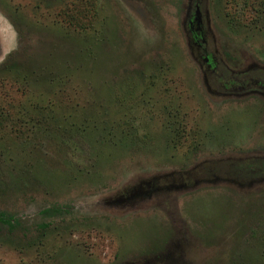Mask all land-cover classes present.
I'll return each mask as SVG.
<instances>
[{"label": "rangeland", "instance_id": "1", "mask_svg": "<svg viewBox=\"0 0 264 264\" xmlns=\"http://www.w3.org/2000/svg\"><path fill=\"white\" fill-rule=\"evenodd\" d=\"M201 0L219 63L264 67V0ZM189 0H0V264H264V178L171 181L264 157V96L211 92ZM146 130L140 138L127 122ZM79 133L85 168L62 137ZM67 206L64 218L40 215ZM46 223V224H44Z\"/></svg>", "mask_w": 264, "mask_h": 264}, {"label": "flooded vegetation", "instance_id": "2", "mask_svg": "<svg viewBox=\"0 0 264 264\" xmlns=\"http://www.w3.org/2000/svg\"><path fill=\"white\" fill-rule=\"evenodd\" d=\"M206 17L202 12L201 0H189V8L184 20V28L192 48V52L200 61V68L204 74V83L215 94L240 95L257 92L264 96V67L261 69L237 68L216 60L215 55L208 49ZM179 178L172 177L171 181H180L190 185L196 178H230L234 180H252L264 178V157L243 156L238 158H223L210 160L199 166L190 167L179 173ZM45 208L50 211L45 212ZM67 206L53 204L39 211L40 215L48 216L51 221L55 218H64ZM54 211V212H53ZM17 219L14 217V225ZM46 224V223H44Z\"/></svg>", "mask_w": 264, "mask_h": 264}, {"label": "trees", "instance_id": "3", "mask_svg": "<svg viewBox=\"0 0 264 264\" xmlns=\"http://www.w3.org/2000/svg\"><path fill=\"white\" fill-rule=\"evenodd\" d=\"M246 4V0H238L236 3V11L241 13L242 8H244ZM127 122L130 124L137 137L142 138L146 134V130L138 125L139 121L134 116L128 118ZM62 142L70 163L76 167L85 168L84 166H86L87 162V150L82 136L79 133L68 134L62 137ZM50 210V208L44 209L45 212ZM13 224V215H8L0 211V229L2 226L12 227Z\"/></svg>", "mask_w": 264, "mask_h": 264}]
</instances>
